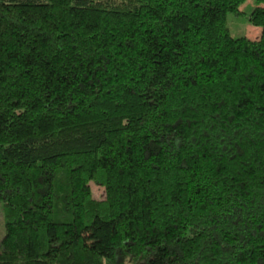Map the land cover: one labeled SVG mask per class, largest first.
Instances as JSON below:
<instances>
[{"label":"trees","instance_id":"1","mask_svg":"<svg viewBox=\"0 0 264 264\" xmlns=\"http://www.w3.org/2000/svg\"><path fill=\"white\" fill-rule=\"evenodd\" d=\"M242 1L0 0V264H264Z\"/></svg>","mask_w":264,"mask_h":264},{"label":"rangeland","instance_id":"2","mask_svg":"<svg viewBox=\"0 0 264 264\" xmlns=\"http://www.w3.org/2000/svg\"><path fill=\"white\" fill-rule=\"evenodd\" d=\"M256 5L255 0H243L237 6L236 12H228L225 15V23L228 33L231 37H244L249 40H255L260 35V26L253 25L247 20V16L251 9ZM91 194L94 198L103 197L102 186L93 181H89ZM4 232V220L2 216V206L0 202V240Z\"/></svg>","mask_w":264,"mask_h":264}]
</instances>
